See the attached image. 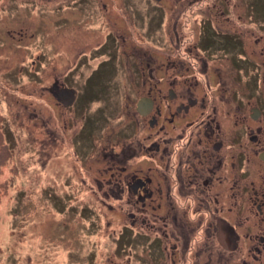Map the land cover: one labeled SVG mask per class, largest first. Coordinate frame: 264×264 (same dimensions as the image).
Segmentation results:
<instances>
[{"label": "flooded vegetation", "instance_id": "af4514ba", "mask_svg": "<svg viewBox=\"0 0 264 264\" xmlns=\"http://www.w3.org/2000/svg\"><path fill=\"white\" fill-rule=\"evenodd\" d=\"M220 1L65 0L45 70L30 63L49 139L58 110L72 156L102 159L140 210L128 233L144 264H264L263 31Z\"/></svg>", "mask_w": 264, "mask_h": 264}, {"label": "rangeland", "instance_id": "374dc122", "mask_svg": "<svg viewBox=\"0 0 264 264\" xmlns=\"http://www.w3.org/2000/svg\"><path fill=\"white\" fill-rule=\"evenodd\" d=\"M64 1L0 0V264H144L143 250L129 244L137 207L106 184L103 160L72 156V131L62 133L58 110V139L48 136L46 77L36 82L30 63L40 55L45 70L50 8ZM218 4L231 13L244 6L264 42V0Z\"/></svg>", "mask_w": 264, "mask_h": 264}]
</instances>
